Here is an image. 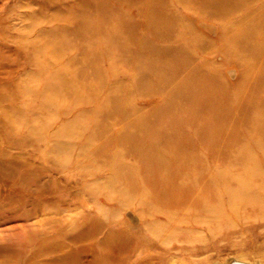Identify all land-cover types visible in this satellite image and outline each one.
<instances>
[{"label": "rangeland", "instance_id": "1", "mask_svg": "<svg viewBox=\"0 0 264 264\" xmlns=\"http://www.w3.org/2000/svg\"><path fill=\"white\" fill-rule=\"evenodd\" d=\"M146 1L0 0V220L10 221L5 210L32 188L33 174L62 164L56 175L77 189L55 191L51 182L46 194L26 195L40 205L72 203L57 220L51 205L32 220L49 237L58 233L56 221L66 232L94 217L101 227L88 234L97 243L108 232H130L177 264H259L264 106L255 80L263 56L236 54L227 44L247 18L264 13V1L246 0L251 9L221 15L225 23L195 12L199 0L150 8ZM155 9L164 30L147 38L142 17ZM253 41L264 50L261 38ZM56 143L60 153L50 155ZM33 213L18 208L21 218ZM43 233L28 229L33 239L0 243V264L34 257ZM121 241L112 264L158 251Z\"/></svg>", "mask_w": 264, "mask_h": 264}, {"label": "bare ground", "instance_id": "2", "mask_svg": "<svg viewBox=\"0 0 264 264\" xmlns=\"http://www.w3.org/2000/svg\"><path fill=\"white\" fill-rule=\"evenodd\" d=\"M162 1L163 0H158V1L155 0L154 2L153 0H147L145 6L147 8L157 7L158 2L160 4ZM258 1L262 2L264 0H258ZM192 6H194L195 12L198 10H201L202 12L205 11L208 15L207 16L208 19H214L212 16H217L219 20L217 19H214V20H217L219 23H221V21L223 20L221 15L227 12H234L235 10L240 9V8L244 9V12H248L251 9V6L248 5L246 0H199L197 4L192 5ZM159 11L160 9H155L153 11H150L147 14V17L145 16L142 17V24H143L142 31H143V34L145 33V36L147 38L148 37L158 38L159 34H161V31L164 30L163 28L158 26V24L156 23V18L158 16L163 15L159 13ZM65 20H67V18ZM231 20L232 19H229L228 21H231ZM242 21L243 19H240L238 23L240 24L242 23ZM222 22L225 23V21H222ZM238 23H236L235 25H237ZM67 26L68 24H66V27ZM236 29H238L236 32L235 30H233L234 33L231 36V39H230L231 42L227 44L228 48L232 49L233 51H236L237 52L236 54H238V52L242 53L243 50L245 51L247 49L249 50L250 55L263 56L262 61L264 63V50L254 48V41H253L254 36H258L259 38H261V41L264 42V13L262 15L261 13L260 14L257 13L253 15L252 17H249V19L247 18L246 21L243 22V26H241V29L239 28H236ZM56 31H59L58 33H61L60 31L62 30L57 29ZM54 37H56V34ZM223 37H225V35H222L221 39ZM60 39L61 38H58V43H60ZM191 41H193V39ZM194 41L192 42L194 46L195 44L197 46H200L199 44L201 43V41H195V43ZM61 42H63V40H61ZM55 45L57 46V44ZM159 54L163 56H168V55H172L173 53L172 51H164ZM57 76H59L57 79L59 81L58 85L60 83L59 87L63 88V82H65L64 75L58 74ZM255 82H257L259 84V87L261 86L262 88L263 92L261 96V104L264 106V69L259 74H257ZM1 83L2 81H0L1 92L4 93L5 84H1ZM2 97L3 95H0V101ZM196 109L198 110V108ZM59 147H61L59 143L51 145L52 151L49 154L53 155L55 153H60V150L58 149ZM181 150H184V148L181 147ZM47 158H48L47 162L48 164H50L52 161H50V157H47ZM31 159H32V167L35 170L37 171L41 169L44 170L42 165L36 163L33 157H31ZM53 166H54L55 173L46 174L44 172L41 174L37 172V174H33L32 188L29 189L28 191L26 190L25 193L22 192L21 193L22 196L19 197L18 200L15 199V201L13 202V205H8V207L6 208L7 210H5L6 212L4 211L5 212L4 215L10 216L12 219L10 218L9 222H5L2 219L0 220V243L4 242L7 239L9 240L19 239V241H24V242L30 239H33L32 236H29L26 234V231L28 229H33L34 232L40 231L41 233H43L42 225L39 224L40 221L34 224L32 223V220L34 218L40 217V215L43 216L44 214H46V211L49 210L51 203L40 205L41 203L39 202L40 200H34L30 202L28 198L26 197L28 193L37 194V195H40L41 193H45L46 185L49 183L51 184V182L53 186L55 187V191H57V189H61V187H64V185H69V188H72V187L76 188L74 185H71L72 183H70V181H68L66 178H61L57 176L59 173L63 172L64 165L53 164ZM69 197L76 198V193L70 195ZM28 206L34 209L33 215L31 216L24 215L22 218L21 216H18V208H23V207H28ZM70 206H72V203L69 202V199L59 200L56 205L52 206L56 209V210H51L52 213H54L53 214L54 219L56 218L57 220V217L61 218V215H62L61 213L63 211L66 212L69 210L72 212L73 211L72 209L67 208ZM89 218L90 219H88L83 224L81 225L78 224V226L74 230L66 231V232L64 229H62L61 222L56 221L58 222V225H59V228H56L58 229V233L56 234V236L49 237L45 231L43 233L45 234V236H42L39 240L36 241V248L34 249L35 250L34 257L28 258L23 264H112L111 255L113 254L114 249L120 245L121 240H122L121 242L124 245H128L129 247L142 244L144 247H146V249L158 250L157 252H155V254L153 253L143 254V252L137 253V255L134 256V259L131 260V264H177V262L175 261H168L166 259L164 249L161 248L157 243L151 240H145L144 238L138 239L135 235H133V233H130V232L127 233L126 236H123V235L120 236L118 234L113 235L114 233L108 232L105 235V238L102 239L99 243H97L95 241L96 239H94V237L92 238L91 235L88 234V230L99 229V227H101V221H99L98 219L94 217H89ZM8 223H14V224L19 223V224L18 226L15 225V226L6 228L5 225H7ZM46 224H49V223H46ZM86 231H87V235H86ZM71 233L74 235H72ZM68 240L73 243L72 247H68L67 245L64 244ZM85 243H88V244H85ZM89 258L90 260L88 261L87 259ZM241 261L243 260L241 259ZM255 261L259 262V264H264V261L262 260L256 259Z\"/></svg>", "mask_w": 264, "mask_h": 264}]
</instances>
